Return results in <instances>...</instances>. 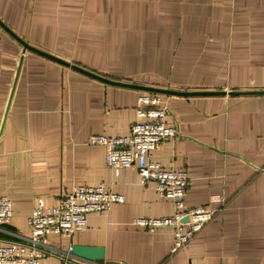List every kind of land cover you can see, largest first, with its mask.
<instances>
[{"label": "crops", "instance_id": "0c3cea01", "mask_svg": "<svg viewBox=\"0 0 264 264\" xmlns=\"http://www.w3.org/2000/svg\"><path fill=\"white\" fill-rule=\"evenodd\" d=\"M0 21L10 29L0 25V196L13 205L4 243L30 236L39 201L104 184L125 202L72 237L49 235L55 255L40 264H264V0H0ZM146 94L164 99L180 132L151 160L188 173V208L216 210L175 253L172 229L133 223L171 217L172 201L135 167L117 176L89 143L128 135ZM74 245L105 258L66 262Z\"/></svg>", "mask_w": 264, "mask_h": 264}, {"label": "built area", "instance_id": "2783aa9c", "mask_svg": "<svg viewBox=\"0 0 264 264\" xmlns=\"http://www.w3.org/2000/svg\"><path fill=\"white\" fill-rule=\"evenodd\" d=\"M137 109L139 120L130 132L122 137L93 135L92 145L105 148L106 166L118 176L120 170L135 167L142 184L153 183L159 195L172 201L174 214L167 218H137L134 225L150 231L170 228L174 231L172 252L184 247L214 217L216 210L205 206L188 208L185 196L190 182L185 170L165 169L151 160L153 151L164 143L175 141L179 129L168 125V107L161 96L146 94L139 98ZM125 202V197L115 193L104 184L97 186H76L61 197L56 206L43 201L34 207L28 219L30 236L25 241L0 239V264H40L47 255H55L48 243L51 234L72 237L87 227L92 213L111 210L113 205ZM13 205L7 196H0V227L10 223ZM73 247L70 246L66 262L70 261ZM74 257V256H73Z\"/></svg>", "mask_w": 264, "mask_h": 264}, {"label": "water", "instance_id": "95a60500", "mask_svg": "<svg viewBox=\"0 0 264 264\" xmlns=\"http://www.w3.org/2000/svg\"><path fill=\"white\" fill-rule=\"evenodd\" d=\"M0 25L3 26L6 30L10 31V29H8L1 21H0ZM18 40L22 43V45L25 47V49L27 50H31V51H35L37 53H40L44 56L50 57L52 59H55L61 63L64 64H68L67 62L58 59L56 57H53L39 49H35L34 47H31L28 43H26L25 41L21 40L19 37H17ZM78 68V67H75ZM79 70H81L80 68H78ZM87 74H90L92 76H96L88 71L85 70H81ZM97 77V76H96ZM106 82H110L108 80L102 79ZM121 85H125L122 83H119ZM147 90H151L154 92H158V93H173V94H182V95H225V92H196V93H178V92H172V91H165V90H161V89H147ZM73 256L78 257L79 259L85 260V261H89V262H95V261H100L103 260L105 258V250L103 247H96V246H88V245H74L73 246V251H72ZM67 264H72V263H67Z\"/></svg>", "mask_w": 264, "mask_h": 264}]
</instances>
